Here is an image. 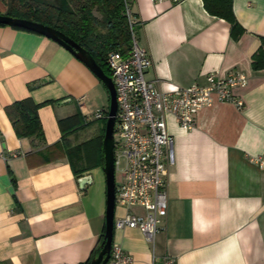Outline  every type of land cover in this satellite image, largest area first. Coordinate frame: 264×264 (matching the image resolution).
I'll return each mask as SVG.
<instances>
[{"label":"crops","instance_id":"obj_1","mask_svg":"<svg viewBox=\"0 0 264 264\" xmlns=\"http://www.w3.org/2000/svg\"><path fill=\"white\" fill-rule=\"evenodd\" d=\"M8 7L0 0L1 15ZM232 9L244 29L237 40L203 0H134L139 41L153 61L147 78L163 92L204 84L212 72H241L248 86L234 91L241 109L216 102L198 112L191 130L167 117L175 163L161 230L150 243L137 229L114 227L113 246L133 264H165L166 257L264 264V171L253 162L264 156V68L252 67L264 38V0H233ZM26 98L42 105V141L18 138L6 115ZM109 104L105 85L59 43L0 27V264H86L92 257L105 233L104 167L77 175L67 148L105 134ZM99 111L103 119L94 118ZM86 176L92 181L81 188ZM127 212L144 213L116 204L115 222Z\"/></svg>","mask_w":264,"mask_h":264},{"label":"built area","instance_id":"obj_2","mask_svg":"<svg viewBox=\"0 0 264 264\" xmlns=\"http://www.w3.org/2000/svg\"><path fill=\"white\" fill-rule=\"evenodd\" d=\"M122 1L131 49L127 55L112 51L107 57L118 104L115 168L122 172V182L117 186L116 204L125 209L138 207L144 213L127 212L115 222V227L137 229L146 241L154 243L168 213L166 176L175 163L174 138L167 129V117L172 116L180 127L191 130L198 112L216 102H228L241 109L244 103L234 91L247 87L248 77L238 71L225 77L212 72L205 77L204 84L163 92L158 81L147 78L153 61L139 41L137 31L141 23L133 12L134 0ZM94 118L103 119V112H97ZM253 162L264 171V156L253 158ZM133 261L120 246L112 247L108 264H133ZM165 264L175 261L166 257Z\"/></svg>","mask_w":264,"mask_h":264},{"label":"trees","instance_id":"obj_3","mask_svg":"<svg viewBox=\"0 0 264 264\" xmlns=\"http://www.w3.org/2000/svg\"><path fill=\"white\" fill-rule=\"evenodd\" d=\"M8 3L7 16L44 25L64 33L91 54L109 77L108 54L117 51L127 55L131 49V33L122 0H4ZM233 0H203L206 11L231 25V36L237 40L244 29L236 20ZM0 27H9L1 25ZM16 30L39 34L18 27ZM41 35V34H39ZM262 47L252 57L254 70L264 68V38ZM42 105L30 98L16 101L5 108L6 115L18 138H44L38 111ZM103 136L67 148V154L77 175L96 167H104ZM80 163L86 166L77 169ZM104 236L86 264L100 254Z\"/></svg>","mask_w":264,"mask_h":264},{"label":"water","instance_id":"obj_4","mask_svg":"<svg viewBox=\"0 0 264 264\" xmlns=\"http://www.w3.org/2000/svg\"><path fill=\"white\" fill-rule=\"evenodd\" d=\"M0 24L9 27H18L26 30H30L46 36L62 47L71 52L75 57L80 59L105 85L109 97V111L105 128V134L103 139V150L105 155V165L103 168L106 177V192H107V207L105 218V233L104 241L100 254L95 257L91 264H108L111 257L113 247V234L115 227V210H116V168H115V125L116 115L118 111V104L116 98L115 85L111 77L106 75L103 69L97 64L94 58L89 52H87L82 46L76 43L74 40L66 36L64 33L55 30L53 28L36 24L30 21L15 19L7 15L0 14ZM90 176L82 177L79 179L81 188L91 183Z\"/></svg>","mask_w":264,"mask_h":264},{"label":"rangeland","instance_id":"obj_5","mask_svg":"<svg viewBox=\"0 0 264 264\" xmlns=\"http://www.w3.org/2000/svg\"><path fill=\"white\" fill-rule=\"evenodd\" d=\"M115 138H116L115 140H117V138H118L117 133H115ZM123 167H124V161H122V163H121V168H123ZM116 180H117L118 185L122 181V172L120 170H116Z\"/></svg>","mask_w":264,"mask_h":264}]
</instances>
